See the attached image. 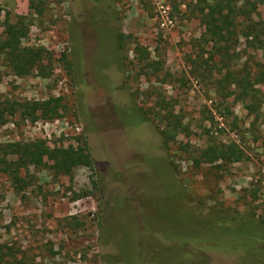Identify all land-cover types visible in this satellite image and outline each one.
<instances>
[{
	"label": "rangeland",
	"instance_id": "rangeland-1",
	"mask_svg": "<svg viewBox=\"0 0 264 264\" xmlns=\"http://www.w3.org/2000/svg\"><path fill=\"white\" fill-rule=\"evenodd\" d=\"M42 2L37 14L29 0H0V42L4 23L25 16L21 46L53 59L47 77L17 76L0 51V102L63 107L35 121L4 108L0 144H84L93 165L55 175L46 154L21 172V191L0 174V264H264V80L249 113L222 79L253 73L264 52L241 36L229 67L210 60L212 0ZM253 3L264 24V0ZM211 140L234 142L242 159L198 165Z\"/></svg>",
	"mask_w": 264,
	"mask_h": 264
},
{
	"label": "trees",
	"instance_id": "trees-1",
	"mask_svg": "<svg viewBox=\"0 0 264 264\" xmlns=\"http://www.w3.org/2000/svg\"><path fill=\"white\" fill-rule=\"evenodd\" d=\"M43 0H29L28 8L33 13L39 14L42 10ZM255 0H212L207 6L204 15L205 21L210 22L216 29L217 34L213 38L209 59L213 60L215 55L221 57L215 64H223L229 67L224 60V55L230 52V47L239 37L249 39L250 46L255 50L264 52V24H259L252 17L255 13ZM25 16H17V21L5 22L3 39L0 42V51L4 54L6 64L17 76H26L33 72L41 77H47L52 70V56L42 47L23 48L21 37L28 28V23L22 20ZM137 46V50H138ZM208 61L202 60V53H199L191 60L193 70L202 72L201 65ZM254 72L249 70L244 75L227 72L223 80H228V85L235 86V99L241 102L244 107L253 113L260 102L253 100L250 91L255 84L264 80V63L257 62ZM63 107L61 98L51 97L44 101H23V102H0V124L7 121L6 110L10 114L18 111L23 118H30L35 121L38 118L53 119L58 110ZM160 114V112H158ZM165 122L164 134L167 133L170 123L167 122V114L160 116ZM212 119V118H211ZM178 125V123H176ZM46 154L54 161L51 170L55 175L71 176L77 167H92L93 158L90 150L84 144H77L74 148L49 147L42 139H35L27 142L15 141L0 144V174H5L11 181L14 189L23 190L27 183L21 172L29 165L37 164ZM242 150L233 142L224 144L211 140L208 146L202 151L196 163L214 164L218 161L235 162L242 159Z\"/></svg>",
	"mask_w": 264,
	"mask_h": 264
},
{
	"label": "built area",
	"instance_id": "built-area-1",
	"mask_svg": "<svg viewBox=\"0 0 264 264\" xmlns=\"http://www.w3.org/2000/svg\"><path fill=\"white\" fill-rule=\"evenodd\" d=\"M48 124H49V123H45V124L37 123V125H38L37 129H38V130L44 129V131H45V126H47ZM46 135H47V136H46ZM44 137L50 138L51 135H50V133L45 132V136H44Z\"/></svg>",
	"mask_w": 264,
	"mask_h": 264
}]
</instances>
